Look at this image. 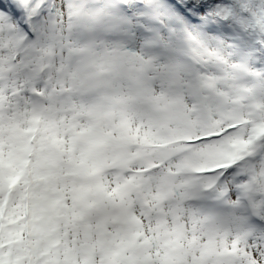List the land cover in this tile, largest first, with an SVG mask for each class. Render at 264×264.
<instances>
[{"label":"snow or ice","instance_id":"6c2138e0","mask_svg":"<svg viewBox=\"0 0 264 264\" xmlns=\"http://www.w3.org/2000/svg\"><path fill=\"white\" fill-rule=\"evenodd\" d=\"M0 264H264V0H0Z\"/></svg>","mask_w":264,"mask_h":264}]
</instances>
